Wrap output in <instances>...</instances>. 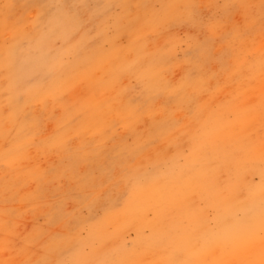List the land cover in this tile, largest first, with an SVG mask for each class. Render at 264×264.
Instances as JSON below:
<instances>
[{
  "label": "rangeland",
  "instance_id": "obj_1",
  "mask_svg": "<svg viewBox=\"0 0 264 264\" xmlns=\"http://www.w3.org/2000/svg\"><path fill=\"white\" fill-rule=\"evenodd\" d=\"M0 264H264V0H0Z\"/></svg>",
  "mask_w": 264,
  "mask_h": 264
}]
</instances>
